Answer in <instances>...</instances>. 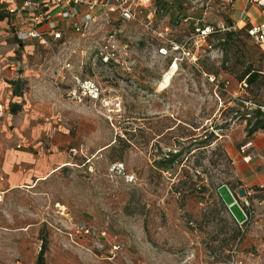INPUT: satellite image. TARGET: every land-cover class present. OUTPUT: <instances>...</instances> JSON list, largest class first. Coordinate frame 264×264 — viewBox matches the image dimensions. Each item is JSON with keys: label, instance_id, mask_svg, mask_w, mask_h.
I'll list each match as a JSON object with an SVG mask.
<instances>
[{"label": "rangeland", "instance_id": "374dc122", "mask_svg": "<svg viewBox=\"0 0 264 264\" xmlns=\"http://www.w3.org/2000/svg\"><path fill=\"white\" fill-rule=\"evenodd\" d=\"M132 5L134 20L53 48L0 34V93L22 100L0 132V264H264V129L254 130L264 126V47L242 19L250 5ZM109 31L129 44L123 63L95 57ZM65 59L122 110L68 101ZM248 68L260 73L252 84ZM11 150L38 158L17 182L4 166ZM116 161L137 181L110 174ZM223 187L239 202L248 193L244 222Z\"/></svg>", "mask_w": 264, "mask_h": 264}, {"label": "built area", "instance_id": "2783aa9c", "mask_svg": "<svg viewBox=\"0 0 264 264\" xmlns=\"http://www.w3.org/2000/svg\"><path fill=\"white\" fill-rule=\"evenodd\" d=\"M246 3L258 7L263 12L261 20L250 22L247 32L256 44L264 47V0H246ZM8 13L11 15L10 31L15 38L21 42L37 41L48 48L66 44L65 38L69 32L86 35L93 27L100 26L102 23L110 24L115 19L130 21L137 15L132 0H25L22 5L10 7ZM105 38L104 43L96 49V59L104 65L123 63L129 44H120L114 32L111 31L106 33ZM174 49L186 53L184 46H177ZM160 52L166 54L167 50L161 48ZM60 66L61 72H64L60 75L64 76L63 78L69 75L73 82L65 93L68 101L99 105L110 115L122 110L120 97L107 93L98 81L81 77L74 71L68 59L63 60ZM9 112L8 105L0 101V132L3 131L4 121ZM21 147L22 145L19 144L18 148ZM70 151L76 154L79 149L72 147ZM109 172L123 177L130 183L137 181L136 175L127 169L124 162H113ZM242 200L239 202L236 199V202L239 203L248 219L251 206L248 193Z\"/></svg>", "mask_w": 264, "mask_h": 264}, {"label": "crops", "instance_id": "0c3cea01", "mask_svg": "<svg viewBox=\"0 0 264 264\" xmlns=\"http://www.w3.org/2000/svg\"><path fill=\"white\" fill-rule=\"evenodd\" d=\"M24 1L25 0H0V15H1V18H0V34L5 35L8 38L10 37V38L14 39L17 42V47H20L22 44L27 43L28 41L21 42L13 36L12 32L10 31L11 15L8 13V9L10 7H16V6L22 5V3ZM241 12H242V14H243V12L246 13V15H244V16L242 15V19L243 20L247 19L249 21V24H250V22H257L263 18V12L256 6H250L248 11H246L244 9ZM73 34H75V33H73ZM65 39L67 40V35H66ZM66 43H67V41H66ZM11 96H12V98H11ZM11 100H12V102H16L17 104H19L22 101L20 96L13 95L11 93L3 96L0 93V101H4L10 109V112L7 114L6 119L4 121L3 131L5 129H7L6 126L8 125V121L10 120V117H12V110H11V105H10ZM3 131H1V132H3ZM19 144H21V143H18L17 147ZM258 145H261V147H263L262 142H259ZM7 157L10 160H7L5 162L4 166H5V169L11 174L10 180H12V182H17V181H20V179H22L23 172L26 169V167H24V165H22L23 161H25L24 164L26 163L27 165H30V162H36L38 160V158L36 157L35 154H33L32 152L27 151V150H11L7 153ZM1 179L4 180L3 177H1Z\"/></svg>", "mask_w": 264, "mask_h": 264}, {"label": "water", "instance_id": "95a60500", "mask_svg": "<svg viewBox=\"0 0 264 264\" xmlns=\"http://www.w3.org/2000/svg\"><path fill=\"white\" fill-rule=\"evenodd\" d=\"M241 195H244V190H240ZM221 194L225 198L226 203L228 204V207L231 211V213L234 215L237 221L244 222L246 220V215L239 205L238 202H236V198L229 192L227 187L221 188Z\"/></svg>", "mask_w": 264, "mask_h": 264}, {"label": "trees", "instance_id": "16d2710c", "mask_svg": "<svg viewBox=\"0 0 264 264\" xmlns=\"http://www.w3.org/2000/svg\"><path fill=\"white\" fill-rule=\"evenodd\" d=\"M259 75H260V73L258 71H255V70H252L251 68H248L247 71L244 73L243 78H246V81L248 84H252L256 81V79L258 78ZM12 106H13V107H11L12 113H16L17 108H15L14 105H12ZM15 106H17V105L15 104ZM258 128L264 129V126H258L254 130H257ZM39 257L42 259L43 251L40 253Z\"/></svg>", "mask_w": 264, "mask_h": 264}, {"label": "bare ground", "instance_id": "6f19581e", "mask_svg": "<svg viewBox=\"0 0 264 264\" xmlns=\"http://www.w3.org/2000/svg\"><path fill=\"white\" fill-rule=\"evenodd\" d=\"M171 73V72H170ZM66 165V164H65ZM63 214V213H62Z\"/></svg>", "mask_w": 264, "mask_h": 264}]
</instances>
